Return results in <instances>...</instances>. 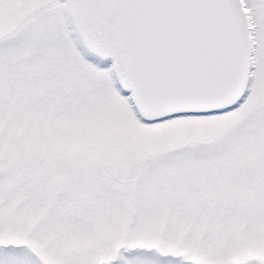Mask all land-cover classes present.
Returning a JSON list of instances; mask_svg holds the SVG:
<instances>
[{"label":"snow or ice","instance_id":"obj_1","mask_svg":"<svg viewBox=\"0 0 264 264\" xmlns=\"http://www.w3.org/2000/svg\"><path fill=\"white\" fill-rule=\"evenodd\" d=\"M0 264H264V0H0Z\"/></svg>","mask_w":264,"mask_h":264}]
</instances>
